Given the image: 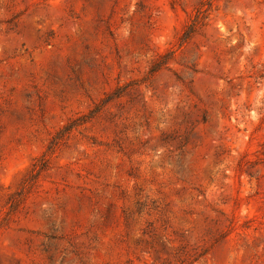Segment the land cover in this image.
<instances>
[{"label":"rangeland","instance_id":"374dc122","mask_svg":"<svg viewBox=\"0 0 264 264\" xmlns=\"http://www.w3.org/2000/svg\"><path fill=\"white\" fill-rule=\"evenodd\" d=\"M0 264H264V0H0Z\"/></svg>","mask_w":264,"mask_h":264}]
</instances>
